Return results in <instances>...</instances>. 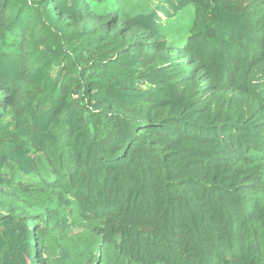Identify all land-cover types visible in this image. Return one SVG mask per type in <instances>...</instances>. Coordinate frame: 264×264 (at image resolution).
<instances>
[{
	"label": "trees",
	"instance_id": "16d2710c",
	"mask_svg": "<svg viewBox=\"0 0 264 264\" xmlns=\"http://www.w3.org/2000/svg\"><path fill=\"white\" fill-rule=\"evenodd\" d=\"M91 257L264 264V0H0V264Z\"/></svg>",
	"mask_w": 264,
	"mask_h": 264
},
{
	"label": "rangeland",
	"instance_id": "374dc122",
	"mask_svg": "<svg viewBox=\"0 0 264 264\" xmlns=\"http://www.w3.org/2000/svg\"><path fill=\"white\" fill-rule=\"evenodd\" d=\"M152 1H155V0H152ZM52 176H47L46 180L47 181H52ZM31 249L33 250V246H31ZM90 253H91V249H88V251L86 252L87 256H90ZM89 261L90 264H95V262L93 261L92 257L87 259Z\"/></svg>",
	"mask_w": 264,
	"mask_h": 264
}]
</instances>
